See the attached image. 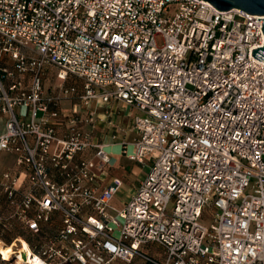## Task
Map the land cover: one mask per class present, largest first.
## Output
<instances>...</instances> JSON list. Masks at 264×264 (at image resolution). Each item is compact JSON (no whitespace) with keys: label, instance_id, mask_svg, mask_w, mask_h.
I'll return each mask as SVG.
<instances>
[{"label":"built area","instance_id":"2783aa9c","mask_svg":"<svg viewBox=\"0 0 264 264\" xmlns=\"http://www.w3.org/2000/svg\"><path fill=\"white\" fill-rule=\"evenodd\" d=\"M256 18L206 0H0V61H10L0 64V151L15 165L2 174L11 211L0 236L15 222L36 237L29 254L14 245L0 259L264 264ZM49 68L55 93L43 88ZM62 99L78 110L62 111ZM112 101L136 110L127 128L106 118ZM124 131L133 136L118 139ZM113 144L144 170L120 206L121 179L106 173ZM53 216L54 233L38 239Z\"/></svg>","mask_w":264,"mask_h":264},{"label":"crops","instance_id":"0c3cea01","mask_svg":"<svg viewBox=\"0 0 264 264\" xmlns=\"http://www.w3.org/2000/svg\"><path fill=\"white\" fill-rule=\"evenodd\" d=\"M0 64L3 66H7L8 68L10 67V61L6 57H4L0 61ZM53 79L56 82H49L50 80H53ZM59 82H61V81L54 77L53 69L49 68L47 70L46 76L44 77V80H43L44 90L48 91V92L51 91L52 93H55L56 92V86ZM71 82H80V81L74 80L73 77H68L66 80H64L65 85H68ZM5 83H8V82H5ZM25 83H27V79H26ZM77 84L79 85V83H77ZM62 102H64V104L66 106L72 108L70 110H74L75 108L78 110L77 101L75 99H62L60 102V107L63 104ZM103 110H104L103 107L96 106V112L99 114L100 117L103 118L106 116V118L112 120V122L114 124H116L120 127H124V128H127L129 126L130 119H131L132 115L136 114L135 109L123 106L122 104H120V102H117V101L110 102L107 113L105 114V116L103 114ZM97 128L99 130V133H98L99 135L109 134L112 130V127L105 125L104 123H101L99 126H97ZM2 130H3V119L0 118V132ZM132 136H133V134L129 131L119 132L117 134V138L123 139V140H129ZM114 146H118V145L113 144V145H110L108 147H114ZM117 156L118 155H115V156L111 155V158H114V157L117 158ZM109 166H110V164L106 168L107 178H109L110 176H115V175L109 174ZM14 170H15L14 155L12 153H9V152L0 151V215H2V216L8 215V213L11 211V206L8 204L7 198L5 196V192L2 189V183L4 182L2 174L4 172H12ZM143 173H144V170L141 168V172L134 178L135 179V186L137 185L138 180L143 176ZM116 194H115V196H116ZM115 196L112 199V203H113ZM127 197L128 196L121 199L118 204L121 205V203L123 201H125L127 199ZM57 222H58V220H57L56 216H53L52 222L49 225H44L42 227L40 234L37 236L38 239L43 240L45 237L52 235L56 229ZM13 238H22L25 242L31 244L36 237L31 236L24 228L20 227L15 222H12L8 231L0 236V251L1 252L4 251L6 245H11L13 242H15V241H12ZM15 245L17 246L16 243H15ZM13 248H14V246H13ZM4 258L7 259L9 257L6 254V255H4ZM6 259H4V260L0 259V264H12L10 261H8ZM117 261H121V260L115 259L111 263L114 264V262H117ZM64 264H73V263H64Z\"/></svg>","mask_w":264,"mask_h":264},{"label":"rangeland","instance_id":"374dc122","mask_svg":"<svg viewBox=\"0 0 264 264\" xmlns=\"http://www.w3.org/2000/svg\"><path fill=\"white\" fill-rule=\"evenodd\" d=\"M157 43L159 42V38L156 39ZM49 82H56L54 79L50 80ZM61 105V110L66 111L72 108L66 106L64 102ZM77 110L76 108L74 109ZM106 152L111 155H118L117 158L110 159V166H109V174L115 175L121 179V186L113 200V204L115 206H120L118 203L121 199L126 196H129L132 192L133 188L135 187V177L141 172V166L136 162L129 161L123 154H120V148L118 146L114 147H107ZM127 152H130V146L126 148ZM198 221L201 224H207L208 218L202 217L199 218ZM150 248L157 253H159V249L150 246ZM112 264V263H111ZM114 264H140L138 259H133L131 262L126 263L123 261L114 262Z\"/></svg>","mask_w":264,"mask_h":264},{"label":"water","instance_id":"95a60500","mask_svg":"<svg viewBox=\"0 0 264 264\" xmlns=\"http://www.w3.org/2000/svg\"><path fill=\"white\" fill-rule=\"evenodd\" d=\"M208 1L213 7L218 10H227L230 8H239L248 13L257 14L263 16V18H256L262 19L261 21V32L264 35V0H206ZM251 55L257 59L261 60L264 55V37L261 47H256L251 49ZM264 62V59L262 60Z\"/></svg>","mask_w":264,"mask_h":264},{"label":"bare ground","instance_id":"6f19581e","mask_svg":"<svg viewBox=\"0 0 264 264\" xmlns=\"http://www.w3.org/2000/svg\"><path fill=\"white\" fill-rule=\"evenodd\" d=\"M15 243L19 246L20 248V251L24 252L25 254H29L30 253V250L26 244V242L22 239V238H16L15 242H13L11 245H6L5 246V249L4 251L2 252L3 256L7 254V256L9 257L11 252H12V249H13V246L15 245ZM25 254H21V257L23 259H25ZM29 257V256H28Z\"/></svg>","mask_w":264,"mask_h":264}]
</instances>
